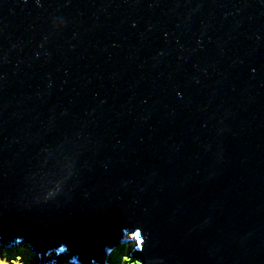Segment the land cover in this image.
<instances>
[{"label":"water","instance_id":"1","mask_svg":"<svg viewBox=\"0 0 264 264\" xmlns=\"http://www.w3.org/2000/svg\"><path fill=\"white\" fill-rule=\"evenodd\" d=\"M129 241L264 264V0H0L1 246Z\"/></svg>","mask_w":264,"mask_h":264},{"label":"rangeland","instance_id":"2","mask_svg":"<svg viewBox=\"0 0 264 264\" xmlns=\"http://www.w3.org/2000/svg\"><path fill=\"white\" fill-rule=\"evenodd\" d=\"M126 238L131 239L132 237L129 235ZM135 245H136L135 242L133 243L129 241V243L122 244L119 247V249H117L116 252H118L121 249V247H123L122 249L123 255L130 256L128 254L131 253ZM15 249H16V252L14 251ZM5 250L11 251V252L7 253L5 252ZM31 251H32V248L28 244H25V243L20 244V245H15V246L12 245V243H10L8 246H1L0 244V264H37V261L39 260V255L38 253H32ZM27 252L29 253L27 254ZM29 255H31L30 260L28 259ZM20 256L23 258H20ZM55 256H57V252L49 251L48 253L45 254V259L43 260V263L48 262L47 264H55V259L52 260ZM109 257H110V254H109ZM109 257H108V261H109ZM129 258L131 260L129 263H126V264L135 263L132 260L131 256ZM106 260H105V264H107ZM111 260H112V264H116V261L113 260L112 257H111ZM61 264H69V263L67 261V262H62Z\"/></svg>","mask_w":264,"mask_h":264},{"label":"trees","instance_id":"3","mask_svg":"<svg viewBox=\"0 0 264 264\" xmlns=\"http://www.w3.org/2000/svg\"><path fill=\"white\" fill-rule=\"evenodd\" d=\"M24 249H26V248H24ZM122 249H123V247H121V249L118 252H116V253H114V255H112V259L116 261V264H126V263H129L131 260L129 257H126L123 255ZM14 251L16 252V249ZM5 252L10 253L11 251L5 250ZM28 253L29 252H27V254ZM30 257H31V255H29V257H28L29 260H30ZM20 258H23V257L20 256ZM131 264H138V263H131Z\"/></svg>","mask_w":264,"mask_h":264},{"label":"snow or ice","instance_id":"4","mask_svg":"<svg viewBox=\"0 0 264 264\" xmlns=\"http://www.w3.org/2000/svg\"><path fill=\"white\" fill-rule=\"evenodd\" d=\"M134 238L137 240V244L142 243L141 234L138 231L135 233Z\"/></svg>","mask_w":264,"mask_h":264},{"label":"clouds","instance_id":"5","mask_svg":"<svg viewBox=\"0 0 264 264\" xmlns=\"http://www.w3.org/2000/svg\"><path fill=\"white\" fill-rule=\"evenodd\" d=\"M18 245H19V244H18ZM14 246H15V245H14ZM117 249H119V247L116 248V249L114 250V253L117 251ZM114 253H113V254H114ZM113 254H112V255H113ZM112 255H110V257H109V256L106 257L107 260H106V259H105V260H106L107 264H111V263H112V261H111V257H112ZM124 256H125V255H124ZM108 257H109V261H108ZM128 257H130V256H128ZM68 263H69V264H72V263H70L69 261H68Z\"/></svg>","mask_w":264,"mask_h":264},{"label":"bare ground","instance_id":"6","mask_svg":"<svg viewBox=\"0 0 264 264\" xmlns=\"http://www.w3.org/2000/svg\"><path fill=\"white\" fill-rule=\"evenodd\" d=\"M121 246V244H119L117 247H120ZM76 264H80V263H76Z\"/></svg>","mask_w":264,"mask_h":264}]
</instances>
